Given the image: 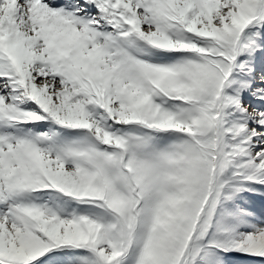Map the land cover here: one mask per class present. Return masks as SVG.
Segmentation results:
<instances>
[{
	"label": "snow or ice",
	"instance_id": "obj_1",
	"mask_svg": "<svg viewBox=\"0 0 264 264\" xmlns=\"http://www.w3.org/2000/svg\"><path fill=\"white\" fill-rule=\"evenodd\" d=\"M0 264H264V0H0Z\"/></svg>",
	"mask_w": 264,
	"mask_h": 264
}]
</instances>
